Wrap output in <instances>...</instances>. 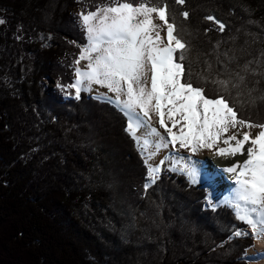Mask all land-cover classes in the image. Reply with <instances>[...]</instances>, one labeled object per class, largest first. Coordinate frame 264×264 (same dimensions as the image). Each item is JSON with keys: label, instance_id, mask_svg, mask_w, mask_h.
<instances>
[{"label": "trees", "instance_id": "obj_1", "mask_svg": "<svg viewBox=\"0 0 264 264\" xmlns=\"http://www.w3.org/2000/svg\"><path fill=\"white\" fill-rule=\"evenodd\" d=\"M79 1L0 0V264H247L253 241L234 233L248 226L208 207L204 185L165 169L145 187L125 113L86 91L46 93L45 79L74 83L87 43L71 9L112 3ZM148 2L167 5L187 45L185 78L264 123V0Z\"/></svg>", "mask_w": 264, "mask_h": 264}, {"label": "snow or ice", "instance_id": "obj_2", "mask_svg": "<svg viewBox=\"0 0 264 264\" xmlns=\"http://www.w3.org/2000/svg\"><path fill=\"white\" fill-rule=\"evenodd\" d=\"M176 2L183 4L185 0ZM182 15L187 19L189 14L185 11ZM206 19L215 21L219 30H224V24L214 17ZM156 20L163 23L154 22ZM79 21L87 43L80 46L75 60V81L67 87L75 89L76 99H80L82 91L91 92L94 85L115 94L110 102L118 105L128 117L126 131L139 145L147 168L149 182L145 187L158 179L160 168L149 161L162 148L178 145L179 149L191 153L207 149L223 157L246 155L242 162L224 169L235 177V202L230 206L236 218L248 226L247 230L236 231L234 235L264 239V123L238 118L237 111L224 96L208 98L203 88L194 87L185 78L183 61L188 49L174 34L176 25L167 18V5H152L148 0H112L111 4L95 11L81 12ZM165 26L166 41L161 36ZM81 61H87L83 68ZM216 83L227 90L230 82L219 80ZM153 113L166 136L151 126ZM165 118L171 122V127ZM178 125V132H174ZM141 128L147 130V135L158 138L154 151H148V139L137 135ZM237 128L247 131L224 136ZM253 129L258 131L253 133ZM220 142L226 147H219ZM179 170L191 183L199 182L194 166L185 164Z\"/></svg>", "mask_w": 264, "mask_h": 264}, {"label": "bare ground", "instance_id": "obj_3", "mask_svg": "<svg viewBox=\"0 0 264 264\" xmlns=\"http://www.w3.org/2000/svg\"><path fill=\"white\" fill-rule=\"evenodd\" d=\"M156 23L162 24V21L156 20L154 21ZM162 38L167 40V30L166 26L164 27V30L161 31ZM87 61H81V67L83 68L86 65ZM150 86V85H149ZM75 90V89H72ZM92 93L96 96H94L97 99L103 100V101H110L112 99V96H114L111 93H108L105 90H97L96 87L93 86ZM109 95V96H108ZM118 106V105H117ZM119 107V106H118ZM158 117L155 115V113L152 114V119L150 121V124L152 127H156L162 135H167L166 132H164L163 129L159 128L158 124ZM166 119V123H168V126L171 127L169 122ZM179 126V125H178ZM177 126V127H178ZM179 128L175 130L174 132H178ZM253 133L258 131V129H253ZM232 134V133H231ZM230 134V135H231ZM137 135L140 136L142 139H148L150 141L149 149L148 151H154V143L158 139L155 136L147 135V130L145 128H141L138 130ZM219 147H226L222 142H220ZM247 147V145H246ZM178 146L176 148H172L169 146L168 148H162L154 157L152 160L149 161L153 166H160L162 165L161 161H164L167 157L166 155L177 152ZM184 151L188 153L193 158H198L204 166V168L207 171L209 182L213 184L212 188V194L213 195H219L220 198H227L230 196H235V177L234 174L229 173L225 171L227 167L231 166L233 163L236 162H242L244 159H246V155L241 156L237 155L236 157H223V156H217L214 155L212 150H202V152L197 155V153H191L188 150ZM211 153L212 155H209ZM249 260V264H264V239H260L257 241L256 246L252 248L247 256Z\"/></svg>", "mask_w": 264, "mask_h": 264}, {"label": "rangeland", "instance_id": "obj_4", "mask_svg": "<svg viewBox=\"0 0 264 264\" xmlns=\"http://www.w3.org/2000/svg\"><path fill=\"white\" fill-rule=\"evenodd\" d=\"M78 3L80 4V1L78 0ZM81 8L79 7V5H77L76 7H73L71 9V13L73 16L76 17V21L78 20V23L80 24V21H79V14L81 13ZM175 34V33H174ZM76 67V64H74V68ZM75 72V71H74ZM60 81H57L53 78H50V79H45L43 81V85L46 89V93L49 94L51 91H54V90H59L61 91L62 94L65 95V98L67 100H74L76 99L75 98V90H72V88H68L67 86L63 87V86H60ZM94 87H96L97 90H105L108 92V90L104 87H101V86H98V85H94ZM90 97H94L95 95L89 91H86ZM110 93V92H108ZM113 95H115L114 93H111ZM109 96V95H108ZM112 98H114V96L110 95ZM96 97V96H95ZM98 100V99H97ZM101 101V100H100ZM109 103V102H107ZM111 104V103H110ZM114 105L115 107L118 108V106L116 104H112ZM119 109V108H118ZM120 110V109H119ZM121 111V110H120ZM123 112V111H122ZM124 113V112H123ZM127 117V116H126ZM128 118V117H127ZM169 122V121H168ZM169 124L171 125V122H169ZM179 128L176 127L175 130H177ZM237 131H247V129H232L230 130L228 133H225L224 136L227 137L228 135H230L231 133L233 132H237ZM220 143H218V146H219ZM139 146V145H138ZM178 146V145H177ZM204 150H207V149H204ZM209 151V150H208ZM202 152V150L196 152L197 155H199L200 153ZM142 155V154H141ZM209 155H212L211 153H209ZM167 157L165 158V160L163 161L162 165L160 166V172H159V176L160 174L162 173V171H164L165 169H169L171 171H174V172H177V173H180V174H183L179 169L183 168L185 166V164H188L189 166H194L197 170H198V173H199V176H200V180L197 184H201V185H204V187L207 189V204H208V207H211V208H217V207H220V206H223V205H231L232 203L235 202V196H230V197H227L225 199L223 198H220L219 195H213L212 194V188H213V184L209 182V179H208V174H207V171L206 169L204 168V166H202L200 160L198 158H193L191 157L188 153H186L184 151V149H179V146H178V150L177 152H174V153H171V154H168L166 155ZM191 158L190 160L188 158ZM186 175V174H184ZM158 176V177H159ZM187 176V175H186ZM188 177V176H187ZM157 180V179H156ZM153 184V183H152ZM151 185V184H150ZM231 207V206H230ZM247 228H244V229H241L239 231H244V230H247ZM234 238H249V237H245V236H235L234 235ZM251 239V238H250ZM253 241V246H251L249 248V250H247L246 254L244 255L243 257V260H245V262L247 264H249V260L247 258L250 250L252 248H254L256 246V243L258 240H254L252 239Z\"/></svg>", "mask_w": 264, "mask_h": 264}, {"label": "water", "instance_id": "obj_5", "mask_svg": "<svg viewBox=\"0 0 264 264\" xmlns=\"http://www.w3.org/2000/svg\"><path fill=\"white\" fill-rule=\"evenodd\" d=\"M93 98H95V97H93ZM95 99H97V98H95ZM99 100V99H98ZM102 102H109V103H111V104H113L112 102H110V101H103V100H101ZM119 109H120V107H118ZM121 110V109H120ZM122 111V110H121Z\"/></svg>", "mask_w": 264, "mask_h": 264}]
</instances>
